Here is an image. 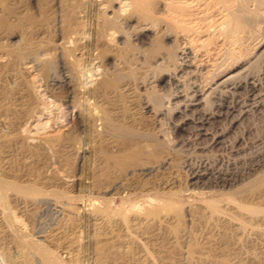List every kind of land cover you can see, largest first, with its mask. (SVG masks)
I'll use <instances>...</instances> for the list:
<instances>
[{"label":"bare ground","instance_id":"6f19581e","mask_svg":"<svg viewBox=\"0 0 264 264\" xmlns=\"http://www.w3.org/2000/svg\"><path fill=\"white\" fill-rule=\"evenodd\" d=\"M258 35L264 0H0V264H264L263 161L194 169L191 184L213 189L184 208L146 179L169 159L148 161L160 131L135 111L160 70L181 127L239 121L259 102L264 43L243 56ZM62 102L74 115L61 123Z\"/></svg>","mask_w":264,"mask_h":264},{"label":"rangeland","instance_id":"374dc122","mask_svg":"<svg viewBox=\"0 0 264 264\" xmlns=\"http://www.w3.org/2000/svg\"><path fill=\"white\" fill-rule=\"evenodd\" d=\"M259 37H262V38H259ZM263 40H264V37L262 35H258L257 37L252 38L250 40V42L247 43V47L244 50L243 56L253 57V55H255L256 52L259 50V47L261 46V44L264 43ZM250 44H252V45H250ZM256 45L258 47H255ZM252 46H254L255 48ZM252 49L253 50L255 49V50L253 51ZM259 63H260V61H259ZM259 63L255 64L256 67H258L259 69L255 68V65H254L251 68L250 74L255 75L259 79V84L257 85L256 88H254V90H252V91H254V95H252L251 98L253 96L258 98V101L260 103L258 102L256 105L255 102H254V104L252 103L253 100L247 99L248 93H246L245 90H247L248 88L245 89L243 87L242 89L239 90V97L243 96L239 100L245 101L247 99V102L251 103L250 105L247 106V107H249L248 110L245 111V113L241 116L239 121H236L233 123L229 122V119H226V118H221L219 120H216L215 123L211 122L210 124L207 125L208 129L210 130V133H206V134H203L202 133L203 131L202 132H200V130L198 131L195 128V125L192 123H189L191 126L188 124L189 126L185 125L187 127H184V128L177 124L179 119H180L179 113H177V111L174 110L175 108H173L175 106L174 101L176 99L171 98L172 92H170L171 90H169L168 86H163L160 82L157 81V80H159V76H160V72H161L160 70L156 71L157 73L156 72H152V73L149 72V73H151V75L148 74L149 76L146 77L147 78L146 80H148V79L150 80V78H151V81L149 83H147L146 85H138L137 86L138 88L136 89V93L138 94V98H140L141 102L140 101L138 102V106L136 107L135 111L136 112L138 111L137 115H138L139 124L141 126H144V127L150 128V129H154V130L156 129V131L158 133L160 131L161 143L156 145V142L148 141V143H150V145H151V147L149 148V150H150L149 152H150L151 157L148 155V158H149L148 161H154V160L160 161L158 159L159 158L161 159V157L165 158V156L169 159V163H167L165 166L161 167L159 170L155 171L154 173L150 174L149 177L147 176L146 179L148 181H150L151 184L155 183V185H153V186H156L158 189H160L161 192H165V194H167V193L170 194L173 191L178 192L179 195L176 199L179 200L180 202L182 201V204L187 203L186 205L184 204V208L188 204H191L194 200H196V201H194L195 204H196V202L197 203L201 202L200 198H203L207 194L209 195L212 191L211 189H213V188H210V186H206V187L205 186H197L200 189L199 190L195 189V188H197L196 185L195 184L193 185V183L191 184V182H192L191 176H192V172L194 169H196V168H202V169L208 168V169H210L211 165H213L212 167H216V169L221 170V168H222L221 171H223V170L224 171H233L235 169L236 170H241V169L247 170L248 168L251 167V163L253 161H255V159L259 158V159H261V161H263L262 164L264 163V99H263L264 98V88H263L264 87V79H263L264 78L263 77L264 76V72H263L264 71V58L261 59V64H259ZM153 73H156V74L154 75ZM157 74H158V76H157ZM152 75H153V78L155 80L152 78ZM186 75H187V73L184 74V76H183L184 78H187L184 80V82L187 84V86L189 84L188 87H190L189 88V90H190L192 87V83H189V80H191V79H190V76L187 77ZM188 75H189V73H188ZM206 75L209 77L210 73H207ZM207 76H206V78H208ZM204 82H205V80H204ZM56 88L57 87H55L52 90V91H54L53 92L54 95L59 94V96L61 97L63 95L65 96V94H67L66 93L67 92L66 86L61 85V86H58L57 89ZM262 90H263V92H262ZM44 94H45L44 95V99H45L47 97L48 93L47 94L44 93ZM146 94L148 97L146 96ZM162 94L164 95V97H162L163 96ZM149 95H151V98H149ZM49 96L45 100H47L49 105L51 104L50 107H54L53 106V105H55L54 99L52 96L51 97H49ZM156 96H158L161 99V101H163V103L161 102V105H162V108L164 110V113L159 114V116H158V114L154 113L153 111H149V110L145 109V106H144L145 104H143L144 103L143 101H145L146 99L152 100V98H154ZM52 99H53V102H52ZM169 100H171V101H169ZM215 103L218 104L219 102H216V101L212 102L211 105H209L210 109H212V110L214 109V111L215 110L216 111H220V110L225 111L227 109L224 106H220L221 107L220 108ZM58 104H59V108H60L57 110L58 111V114H57L58 121L59 122H61V121L66 122L69 120L68 118L71 119L74 115L72 108L67 106V104L64 102L58 103ZM64 107H66V108H64ZM237 108H239V107H237ZM60 111H63V112H60ZM234 113L238 114V112H234ZM209 126H211V127H209ZM221 129H225L226 134L223 135L224 137L221 136V138H220L221 141L219 143H212L211 142L212 141V135L215 134V132L218 130L221 131ZM152 143L154 144L153 146H152ZM231 145H233L234 147ZM241 145L243 147H241ZM238 146H240V150H237V151L234 150V149L238 148ZM206 149H207V151H206ZM228 154H229V156H228ZM250 154H251V156H250ZM68 155H69V158H71V159L68 158L67 162L68 163H69V161L72 162V163L68 164L69 167L72 168L73 166H75V167H73V169L74 168L76 169V166H77L76 162H78V159L76 158L75 155H72V154H68ZM217 156H219V157H217ZM155 157L157 158V160L155 159ZM199 157H200V159H199ZM146 160H147V157H146ZM237 162H238V165H240L239 167L237 165ZM199 164L201 167L199 166ZM228 165H230V166H228ZM232 166H234V167H232ZM247 166H248V168H247ZM229 167H231V169ZM261 169L264 170V167H261ZM189 186L190 187L192 186V187L190 188ZM193 186H195V188ZM169 187H171V188H169ZM181 187H184V188L182 189ZM205 188H207V189H205ZM172 189H174V190H172ZM176 189L177 190L179 189V191H180V189H182V190L179 192ZM132 193H134V194H131V197L132 196L137 197L140 194V192H135V191ZM177 200H176V202H178ZM184 201H186V202H184ZM119 202H121V200H120V198H117V204H119ZM188 202H190V203H188ZM185 213H187L186 209L183 210L184 215H186Z\"/></svg>","mask_w":264,"mask_h":264}]
</instances>
